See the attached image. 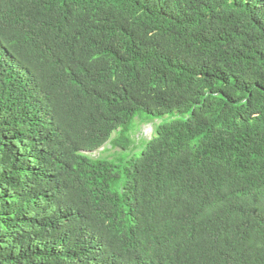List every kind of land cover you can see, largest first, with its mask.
<instances>
[{
    "label": "trees",
    "instance_id": "trees-1",
    "mask_svg": "<svg viewBox=\"0 0 264 264\" xmlns=\"http://www.w3.org/2000/svg\"><path fill=\"white\" fill-rule=\"evenodd\" d=\"M139 1L0 0V264H264V0Z\"/></svg>",
    "mask_w": 264,
    "mask_h": 264
},
{
    "label": "clouds",
    "instance_id": "clouds-1",
    "mask_svg": "<svg viewBox=\"0 0 264 264\" xmlns=\"http://www.w3.org/2000/svg\"><path fill=\"white\" fill-rule=\"evenodd\" d=\"M138 1H139V0H138ZM191 2H192V1H190V0H160V1L157 2L155 5H157V6H159V7H162V8H182V7H184V8L186 9V8L190 5ZM139 3H140L141 6H143V4H144V3L140 2V1H139ZM244 3H245L244 0H240V1L238 2L237 7L240 6V5H242V4H244ZM263 5H264V3H263ZM143 115H146V114H143ZM149 117L151 118V120L148 121L147 124H149V123H151V122H155V121H159V122H160V120H158V119L152 118L151 116H149ZM143 123H144V122L141 121V117H140V116H136V117L133 119V121L131 122V131L129 132L128 136H129L130 139H132V140L134 141L135 146H136V145H137V146L146 145L147 143H149L150 141H152V140L154 139V137L156 136V127H157V125L160 124V123L155 124V126H154V130H153V134H152V137H151L149 140H147V139H145V140H141V142L139 143V142H137V141L134 139V134L139 130L140 125L143 124ZM122 131H123V128L121 127V128H118V129L116 130V133H119V132H122ZM114 135H115V134H114ZM114 135H113V138H115ZM107 144H111V145H112L111 141H109ZM132 144H133V143H132ZM132 144H130V146H132ZM105 145H106V144H105ZM105 145H103V146H105ZM103 146H102V147H103ZM102 147H100V148L97 149V150H100ZM97 150H94V151H88V152H83V153H84V154H87V155L90 156V157H92L90 153H94V152H96ZM113 152H116V150L113 151V149H112V153H113ZM109 154H110V152H109ZM109 154H108V155H109ZM108 155H107V156H108ZM104 157H106V156H103L102 158H94V157H92V158H93V159H101V160H102ZM207 211H209V212H213V211H217V209H216L215 207H213V206L210 204V205L208 206V208H207ZM141 227H142V225L140 226V228H141ZM160 227H162V226L160 225ZM177 230H179V231L177 232V234H176V236L174 237V239L177 238L178 241H179V244L184 245V242H183V240H182V236H184L185 234L188 233V228H187L186 222H185L184 220H178V221H177ZM159 238H160V237H159ZM174 239H171V240H170V238H168V240H164V239H153V240H155L156 243H157V246H156L157 249H158L161 253H163V254L169 256V255L172 254V251H174V250H172V249H173V246L171 245V242H173ZM256 247H258L259 249H261V250L264 251V247H263V246H256ZM198 259H199V258L192 256V258L190 259V261L192 262V264H198V262H199ZM197 261H198V262H197Z\"/></svg>",
    "mask_w": 264,
    "mask_h": 264
},
{
    "label": "rangeland",
    "instance_id": "rangeland-1",
    "mask_svg": "<svg viewBox=\"0 0 264 264\" xmlns=\"http://www.w3.org/2000/svg\"><path fill=\"white\" fill-rule=\"evenodd\" d=\"M151 118L148 116H144L141 121L144 122L143 124L140 125L139 130L134 134V139L137 142H141V140H149L152 137L153 130L155 124L160 123L159 121L151 122L149 124L148 121H150ZM115 137L117 134L114 135ZM109 150H112V145L111 144H106L103 146L100 150H97L94 153H90L92 157L94 158H102L103 156H107L109 154Z\"/></svg>",
    "mask_w": 264,
    "mask_h": 264
}]
</instances>
